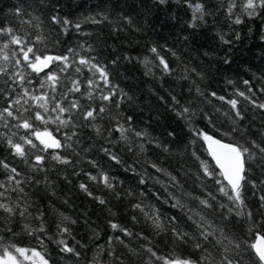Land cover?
<instances>
[{
    "label": "trees",
    "instance_id": "1",
    "mask_svg": "<svg viewBox=\"0 0 264 264\" xmlns=\"http://www.w3.org/2000/svg\"><path fill=\"white\" fill-rule=\"evenodd\" d=\"M191 2L202 3L205 12L204 20L197 21L195 27H190L192 10L185 0H167L165 4L157 0H0V26L19 27L15 10L22 8L43 21V35L47 37L45 44L50 54H66L72 48L81 51V54L97 57L107 66L112 83L118 85L127 96L119 108L111 105L104 119L97 123L107 130L115 127L116 119L127 126V118L131 117V126L135 130L148 133L142 141L145 151L141 152L138 147L141 141L131 134L132 147L129 150L127 144L119 141V133L113 132L111 137H107L105 131L103 136H97L91 127H79L76 129L77 136L73 137L72 148L60 150L72 163L62 165L47 161L46 170L38 172H33L19 158L12 156L7 145L0 142V159L23 173L25 183L22 187L27 194L24 198L30 204L29 211L33 214L27 219L15 216L7 223L16 233L15 236L6 231L0 235L10 238L11 243L40 250L37 239L27 235L23 225L29 223L36 227L39 221L33 217L42 211L46 234L37 235L43 240L44 251L51 264H95L96 261L98 264H119L117 257L123 264H146L150 257L147 247H151L159 256L168 257L175 253L182 258L199 261L202 251L194 245L202 241L197 228L188 219L191 214L188 212L189 207H197L218 228H223L225 233L238 240L248 238L249 225L253 221H264V207H261L259 198L264 195V183H261L264 180V164L259 161L251 164L247 179L257 186L253 188L251 184L245 183L243 188L247 210L253 214L252 221H249L247 217L229 214L226 207H220L221 204L230 206V202L218 192V185L213 180L202 176L198 178L199 164L191 152L197 150L201 158L210 163L211 158L204 152L200 141L195 145L190 144L195 139L192 131L194 128L215 134V130L203 118L205 113L222 130L231 126L222 115V112H230V106L212 97L210 93L233 98L237 89L246 90L243 81L248 80L256 92L254 98L264 102V93L259 91L264 88V12L254 19L245 16L244 22L236 25L221 6L226 0ZM236 11L240 12V8ZM55 14L73 22L86 21L88 17L101 19L98 14L108 16L109 20L95 24L83 22L79 30L70 28L65 34L58 25L51 23L50 17ZM127 18L131 19V24L127 23ZM24 27L27 28V25ZM221 36L230 43H224ZM81 44L85 47L91 45L93 51L84 52L79 47ZM153 46L157 47L169 66L175 70L171 75L165 74L162 66H154L159 61L150 52ZM145 57L153 61L148 66L151 73L142 63ZM185 67L189 70L187 80L180 79ZM191 69H195V72ZM90 75L84 70L80 78L86 80ZM193 80L203 95L195 92L191 84ZM63 82L68 85L67 79ZM189 88L193 90L189 91ZM76 95L79 96L78 93ZM173 96L180 104L173 102ZM237 98L245 117L240 121L245 138L259 140V133L264 130V110L253 108L243 98ZM81 103L86 104L87 101L82 99ZM181 105L195 111L190 124L179 118L173 110L179 109ZM217 108L221 112H217ZM48 127L61 139L63 133L68 131L61 129L57 132L54 124ZM235 139L243 142L240 135H236ZM148 140L153 143H148ZM155 142L168 146L169 151H163ZM104 148L117 155L120 163L102 151ZM89 161H94L96 167ZM152 164L175 176L179 186H173L169 177L164 172H157ZM101 170L112 179V189L89 180V175H98ZM7 175L0 168V181L6 180ZM82 182L88 185L93 196L79 188ZM170 193H175L181 203L188 207H173L175 201ZM183 193L209 199L208 193H212L216 200H210L211 208H202ZM8 195L14 202L18 193L9 191ZM96 196L102 197L106 203L99 204L94 198ZM138 203L146 211L159 214L162 229L155 228L151 220L133 207ZM59 213L76 221L68 225L71 236L63 238L70 245H75L80 253L79 258L59 250L60 246L56 243L61 238L56 228L60 220ZM171 218H175L174 223ZM109 221L128 229L133 235L126 237L118 230L114 231ZM174 228L186 231L197 239L186 238L187 243L177 241L173 236ZM110 237L113 238L112 247L115 250L111 256L108 254ZM116 237L136 249L138 255L130 253L128 248L116 241ZM101 245L104 249L99 252ZM152 260L153 264H163L155 258Z\"/></svg>",
    "mask_w": 264,
    "mask_h": 264
},
{
    "label": "snow or ice",
    "instance_id": "2",
    "mask_svg": "<svg viewBox=\"0 0 264 264\" xmlns=\"http://www.w3.org/2000/svg\"><path fill=\"white\" fill-rule=\"evenodd\" d=\"M157 2L165 4L167 0H157ZM185 2L192 10L190 27H195L197 21L204 20V6L202 3L191 2V0H185ZM221 6L232 23L236 25L242 24L245 16L254 19L264 12V0H226V3H222ZM238 7L240 12L236 11ZM15 15L19 27L0 26V142L7 145L11 155L19 158L33 172L45 171L47 161L70 165L72 162L60 150L72 148L73 137L77 136L76 129L79 127H91L97 136H103L105 131H107V137H111L113 132L119 133V141L127 144L129 150L132 147L129 135L131 134L141 141L138 144L139 150L145 151L142 141L145 140L148 133L135 130L131 126V117L127 118V126L116 119L115 127L107 130L97 123L98 120L104 119L111 105L119 108L123 98L127 96L118 85L112 83L107 66L97 57L81 54V51L72 48H69L66 54H50L47 51L48 46L45 44L47 37L43 35L41 18L33 13H26L22 8H17ZM98 15L101 16V19L88 17L86 21L73 22L67 17L55 14L50 17V21L52 24L58 25L60 30L66 34L70 28L79 30L83 22L95 24L109 20L106 15ZM26 16L28 18H25ZM127 23H132L130 18H127ZM25 25L27 28L24 27ZM29 29L35 31L32 32ZM83 34L87 35V33ZM237 39H239L238 35ZM221 40L226 44L230 43L223 36H221ZM79 47L87 53L93 51L91 45L85 47L84 44H81ZM150 52L159 61V64L154 66H162V71L167 75H171L175 71L169 66L168 61L160 54L157 47H151ZM172 55L175 56L176 53L173 52ZM142 63L151 73V68L148 66L153 64V61L145 57ZM84 70H87L91 75L86 80H81L80 76ZM188 71V68L185 67L184 74L180 79H189ZM191 71L195 72V69H191ZM65 79L68 80V85L64 84ZM228 83L231 84L232 81H228ZM191 84L198 95H203L194 80L191 81ZM243 84L247 86L246 90L237 89L233 98L218 96L215 92L210 93L212 97L230 106V112H222V115L231 126L222 130L216 126L212 117L205 113L203 118L212 126L215 134L194 128L192 131L195 139L190 141V144L195 145L197 141H200L204 152L211 158L212 163L202 159L197 150L191 152L192 157L199 164L198 178L202 176L213 180L218 185V192L230 202V206L221 204L220 207H226L229 214L247 217L249 221H252L253 214L247 210L243 188L245 183L251 184L253 188L257 186L255 182L247 179V173L251 170L253 162L259 161L260 164H264V130L259 133V140L245 138V133L240 126V121H243L245 117L239 107L240 100L237 97L243 98L253 108L260 110H264V102H259L257 98H254L256 92L250 81L244 80ZM192 90L189 88V91ZM259 91L264 93V88ZM77 93L79 96L76 95ZM82 99L87 103L82 104ZM172 100L175 104H180L175 96L172 97ZM96 101L100 103L96 104ZM173 110L179 118L185 119L189 124L191 116L195 115L194 110L183 105L179 109ZM216 111L221 112V109L217 108ZM111 118L115 119V117ZM50 124L56 125L57 132L61 129H68L63 133V139L53 134V131L48 127ZM236 135H240L243 142L236 140ZM148 143H153V141L148 140ZM155 143L157 147H162L163 151H169L168 146L160 145L159 142ZM102 151L113 161L120 163L118 156L109 149L104 148ZM89 163L96 167L94 161H89ZM151 166L157 172H164L173 182V186H179L177 178L171 173H167L156 164ZM0 168L8 173L6 180L0 181V189H3L0 191V222H3L0 224V233L6 231L15 236L16 233L7 226V223L15 216L27 219L33 214L29 211L30 204L24 198L27 194L22 187L25 183L22 178L23 173L3 159H0ZM75 174L78 175V173ZM88 178L93 182L103 184L106 188H113L112 179L102 170L98 175H89ZM143 182L142 179L141 183ZM36 183H40V181H36ZM261 183H264V180ZM79 188L87 195L93 196L87 184L82 182L79 184ZM9 191L18 193L14 202L8 195ZM182 195L195 200L202 208H211L210 200H216V196L212 193H208L210 199L192 196L191 193ZM170 196L175 201L173 207H188L181 203V199L175 193H170ZM94 198L101 205L106 203L102 197ZM259 198L262 202L261 207H264V195ZM133 207L139 209L146 219L151 220L155 228L162 229L158 213L146 211L139 203ZM188 212L191 213L188 215V219L197 228L198 236L202 241H198L194 245L195 248L202 251L199 261L182 258L175 253L168 257L159 256L151 247H147L146 251L150 253V257L146 264H153L152 258L162 261L163 264H264V221H253L249 225L248 238L238 240L225 233L223 228H218L197 207H189ZM59 216L60 220L56 224L57 234L61 237L56 241L60 246L59 250L61 253L79 258L80 253L75 245H70L67 239L63 238L71 236V229L68 225L75 224L76 221L63 213H59ZM33 218L39 221V224L32 227L31 224L25 223L23 230L27 235L37 239L41 246L40 250L36 247L19 246L11 243L10 238L6 239L5 236L0 235V264H51L44 251L43 240L37 235L38 233L46 234L44 213L41 211ZM171 222L174 223L175 218H171ZM109 223L114 231L118 230L126 237L133 235L131 231L121 225L111 221ZM173 236L175 240L182 243H187L186 238L197 239L196 236H191L188 232L175 228ZM115 239L128 248L130 253L138 255L136 249L129 247L123 239L120 237ZM112 244L113 238L110 237L108 241L110 256L115 251ZM103 249L104 246H99V252H102ZM116 259L119 264H123L119 257ZM95 264H98V261Z\"/></svg>",
    "mask_w": 264,
    "mask_h": 264
}]
</instances>
